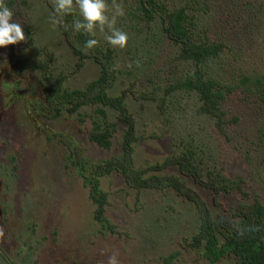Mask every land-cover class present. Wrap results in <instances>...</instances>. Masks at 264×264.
Masks as SVG:
<instances>
[{
  "label": "rangeland",
  "instance_id": "rangeland-1",
  "mask_svg": "<svg viewBox=\"0 0 264 264\" xmlns=\"http://www.w3.org/2000/svg\"><path fill=\"white\" fill-rule=\"evenodd\" d=\"M7 2L27 39L0 48V264H107L113 253L120 264H210L195 241L197 203L222 222V231L237 226L240 204L264 206V103L258 101L264 0H155L168 11L184 9L192 39L223 44L204 69L206 79L234 88L220 118L201 111L195 92H168L194 66L179 59L161 13L147 22L139 0H117L125 14L116 27L129 36L124 49L97 30L98 45L114 51L106 94L122 100L133 122L134 170L143 178H177L184 184L179 190L133 187L118 172L107 174V161L126 151L127 122L108 106L71 111L49 102L56 91H82L97 81L99 64L88 57L79 65L61 26L52 23L55 0ZM73 16L80 18L78 10ZM244 76L261 85L243 89ZM111 124L110 144L102 148L91 133ZM98 171L104 221L96 219L99 206L85 180ZM217 174L242 182L223 192ZM216 264L235 260L225 256Z\"/></svg>",
  "mask_w": 264,
  "mask_h": 264
},
{
  "label": "trees",
  "instance_id": "trees-1",
  "mask_svg": "<svg viewBox=\"0 0 264 264\" xmlns=\"http://www.w3.org/2000/svg\"><path fill=\"white\" fill-rule=\"evenodd\" d=\"M139 1L138 11L145 21H151L157 13L162 14V30L173 43L180 46L179 59L184 62H191L194 66L191 73L187 74L182 82L170 85L168 92L176 90L195 92L202 104L201 111L205 114L220 118L222 116L219 113L220 105L234 91V88L227 85L223 86L221 83L211 79H206L204 69L207 67V61L215 59L222 53L224 50L223 44L218 41L209 42L207 38L203 42L192 39L190 31L185 27L188 20L185 16L184 9L168 11L162 7L163 5H158L155 0ZM74 19L76 18H74L73 14L67 15L64 18L65 23L69 25L72 24ZM61 29L73 53L76 54L80 61L79 65L82 64L85 58H94L101 68V75L97 81L91 83L85 90L54 92L56 100L52 97L51 101H49L51 102L50 104L55 106L58 101L60 108L70 106L69 109L71 111H77L84 106L95 104L113 108L118 112V120L127 122L129 128L126 135L127 140L128 138L130 140L129 142H125L126 151L123 152L121 157L107 161L109 162L106 168L107 174L116 171L122 177H126V180L130 181L128 183L132 184L133 187L182 189L184 184L177 178H143L138 170H134L130 157L131 150L129 148L133 140L131 136L132 119L120 98H111L106 94V83L111 78L110 74L113 73L111 59L114 51L110 45L106 47L97 45L85 54L82 50L85 42L94 37L83 32L77 33L72 29L65 30L63 26H61ZM239 80V86L243 87V89H247L253 83L255 86L261 85L259 80L253 81L245 76ZM258 98L260 103H264V88L260 90ZM97 111L100 116H105L102 110L98 109ZM114 127L115 124H111L93 131L91 133L92 141L102 148H108L110 144L109 136L111 135L109 130ZM191 166L195 168L191 163L186 164L187 168ZM102 172L98 171L93 177L85 176L86 182L90 185V196L99 206L96 212L98 216L96 219L99 221H104V209H102V206L105 204V194L99 189L96 177L97 175H103ZM217 176L219 180H217L216 188L227 193L234 190L235 186H239L241 184L240 182H242L241 179L231 181L221 175L217 174ZM191 201L194 202L195 200L191 199ZM197 205L202 207V210H200V232L195 241L197 245L201 246L202 255L210 264H216L225 256H231L235 260V264H264V206L257 201L251 205L240 204L237 212L240 213L238 215L239 222L237 226L228 231H222V222L213 220L201 202H198ZM241 229H243V234H241Z\"/></svg>",
  "mask_w": 264,
  "mask_h": 264
},
{
  "label": "clouds",
  "instance_id": "clouds-1",
  "mask_svg": "<svg viewBox=\"0 0 264 264\" xmlns=\"http://www.w3.org/2000/svg\"><path fill=\"white\" fill-rule=\"evenodd\" d=\"M77 10L80 18L74 19L70 25L65 23V16ZM124 14L123 5L117 3V0H112L111 5L108 0H55V16L52 23L63 26L65 30L72 29L92 37L96 36L98 30L111 46L124 49L128 45L129 36L116 27L117 17ZM26 39L22 24L14 19V13L6 0H0V48L17 45ZM98 44L97 39H88L82 50L87 54L88 50L94 49ZM240 231L243 234V229ZM3 237L4 229L0 227V239ZM117 257L118 254L113 253L109 256L107 264H120Z\"/></svg>",
  "mask_w": 264,
  "mask_h": 264
}]
</instances>
